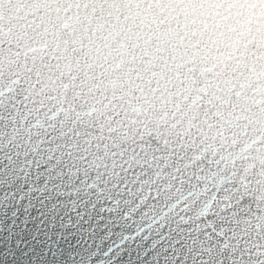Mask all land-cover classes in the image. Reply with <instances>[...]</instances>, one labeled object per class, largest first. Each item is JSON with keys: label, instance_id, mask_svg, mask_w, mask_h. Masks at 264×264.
<instances>
[{"label": "snow or ice", "instance_id": "6c2138e0", "mask_svg": "<svg viewBox=\"0 0 264 264\" xmlns=\"http://www.w3.org/2000/svg\"><path fill=\"white\" fill-rule=\"evenodd\" d=\"M132 7L0 0V264H264V57L146 61L110 91L91 58L11 35L14 12L47 37Z\"/></svg>", "mask_w": 264, "mask_h": 264}, {"label": "water", "instance_id": "95a60500", "mask_svg": "<svg viewBox=\"0 0 264 264\" xmlns=\"http://www.w3.org/2000/svg\"><path fill=\"white\" fill-rule=\"evenodd\" d=\"M131 2L133 7L126 13L128 19L113 17L114 27L107 26L106 16L88 19L71 14L69 19L56 21L55 27L48 29L47 37L43 25L30 27L23 19V11L14 12L11 35L14 40L34 47L37 54L46 40L64 56H70L73 66L86 65L91 58L100 65L98 79L110 91L126 84L134 75V68L144 66L146 61L160 65L162 58L176 56L205 63L209 71L219 64L232 69L247 67L252 72L257 65L256 57H264V0ZM145 49L147 57L143 55ZM60 70H71L67 60L61 63ZM162 83L165 96L169 92L174 96L182 87L175 80L171 85L166 80Z\"/></svg>", "mask_w": 264, "mask_h": 264}]
</instances>
